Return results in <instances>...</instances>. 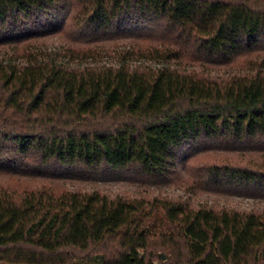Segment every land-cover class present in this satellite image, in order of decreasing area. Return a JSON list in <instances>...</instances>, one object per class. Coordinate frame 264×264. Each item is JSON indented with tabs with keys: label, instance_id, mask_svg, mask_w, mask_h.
I'll return each instance as SVG.
<instances>
[{
	"label": "trees",
	"instance_id": "16d2710c",
	"mask_svg": "<svg viewBox=\"0 0 264 264\" xmlns=\"http://www.w3.org/2000/svg\"><path fill=\"white\" fill-rule=\"evenodd\" d=\"M0 51V264H264V210L74 190L264 199V0H0Z\"/></svg>",
	"mask_w": 264,
	"mask_h": 264
},
{
	"label": "rangeland",
	"instance_id": "374dc122",
	"mask_svg": "<svg viewBox=\"0 0 264 264\" xmlns=\"http://www.w3.org/2000/svg\"><path fill=\"white\" fill-rule=\"evenodd\" d=\"M134 35L116 37L108 45L121 44L122 47H129L136 42H139ZM66 41L63 36L47 40L48 49L51 51L58 50V46ZM51 44V45H50ZM0 56H4L3 51H0ZM230 159L236 163H244L249 159L246 154H232L223 152L220 150H204L198 151L195 154H189L184 163L180 164L176 173L181 180L188 178L187 171L195 169L201 165L210 164L213 162L224 161ZM68 188V186H66ZM97 189L110 197L116 195L131 197V198H150L152 195L159 197H180L182 200H186L195 204H209L216 206L231 207L240 210H264V199L253 198L246 194H234L229 193L228 195H214L207 193H196L193 194L186 189H183L179 184L177 185H161L152 186L145 183H136L131 180L125 179H110V178H98L87 182H74V190L81 191H92ZM158 248L154 246V250ZM162 257V254H159Z\"/></svg>",
	"mask_w": 264,
	"mask_h": 264
}]
</instances>
